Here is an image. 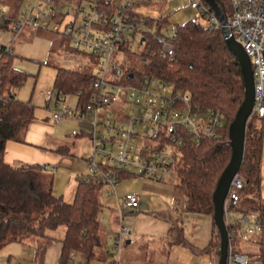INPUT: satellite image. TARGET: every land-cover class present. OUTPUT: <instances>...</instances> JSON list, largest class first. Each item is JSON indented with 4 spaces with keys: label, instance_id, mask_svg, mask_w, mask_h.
I'll return each mask as SVG.
<instances>
[{
    "label": "trees",
    "instance_id": "obj_1",
    "mask_svg": "<svg viewBox=\"0 0 264 264\" xmlns=\"http://www.w3.org/2000/svg\"><path fill=\"white\" fill-rule=\"evenodd\" d=\"M21 1L14 0L17 7ZM60 1L52 0L49 6L52 13L57 12ZM80 1L76 0V3ZM119 1L93 2L109 17L117 11ZM214 1L226 17L231 11L229 1ZM127 12L131 16H143L148 24L156 27L155 31L143 34L144 45L139 55L144 64L140 69H133L135 75L158 77L176 90L188 91L192 103L202 108L219 110L224 116L225 124L216 136L197 137L180 128L182 142L174 148L172 154L174 175L177 178L175 188L184 199V210L212 216V193L231 154L228 125L244 98L245 87L239 61L228 49L221 30L210 29L197 18L176 24L174 57L172 60L161 58L158 55L161 43L157 37L161 29L168 26L167 16L142 15L135 11L133 2ZM7 16H0V30L7 29L10 21L16 18L13 14ZM14 57L11 49L0 43V248L10 241L45 239V243L37 248L42 254L46 243L53 239L49 232L61 226L64 234L60 239L62 246L58 263L68 264L72 258L71 253L85 254L87 262L99 259L96 249L102 245L98 219L102 203L98 191L103 182L80 177L72 199L68 201L62 195L53 193L52 178L44 174L42 165L15 164L4 159L6 143L9 140H20L34 118V104L31 100H21L16 96V89L28 73L13 66ZM53 65L56 68L54 88L65 95H77L76 105H85L94 90L92 83L96 76L92 66L69 68ZM263 121L264 116L252 114L246 122L243 158L238 170L246 185L259 178ZM71 135L78 138L90 136V132L86 134L85 131H79ZM56 151L71 154L69 145H60ZM115 169L117 180L131 174L126 169ZM254 187L250 186L252 192ZM236 210L264 222V200L259 195L244 198ZM226 228L228 232L232 231L231 226ZM233 231L235 233L234 225ZM214 236L216 240H213ZM257 238L258 251L245 253L263 262L264 232ZM175 241L191 246L183 236L176 237ZM237 243L238 237L234 235V251L243 252ZM200 251L213 253L218 260L219 233L214 223L209 240Z\"/></svg>",
    "mask_w": 264,
    "mask_h": 264
},
{
    "label": "built area",
    "instance_id": "obj_2",
    "mask_svg": "<svg viewBox=\"0 0 264 264\" xmlns=\"http://www.w3.org/2000/svg\"><path fill=\"white\" fill-rule=\"evenodd\" d=\"M81 1L73 3L74 17L60 28L57 23L48 26L45 10L52 0H30L20 16L10 21L8 29L14 36L26 26L52 31L67 38L73 48L83 50L95 59L94 90L85 105L71 107L65 104V94L56 88L41 91L47 102H54L51 110L53 119L73 117L87 121L91 126L89 137L93 144V155L87 158L91 172L82 176L85 180L107 183L109 190L106 193L112 194L113 190L115 194V168L128 170L132 167L148 179L166 182L168 176L174 174L172 154L182 142L180 128L197 137L216 136L225 124L224 116L219 110L192 103L188 91L176 90L158 77L146 74L137 77L133 69L138 68L123 62L125 54L132 52L136 42L141 51L144 32H153L156 28L154 24H148L143 16H131L127 12L130 0H120L117 11L109 17L93 1L88 9ZM228 1L231 11L226 17L223 15L224 20L203 0H190V5L197 10L203 20L201 22L208 28H225L241 43L252 67L254 105L250 115L264 116V0ZM65 12H69L68 7ZM7 15L0 6V16L8 18ZM175 35V26L161 29L157 37L161 43L158 50L161 58L172 60L174 57ZM153 85L156 87L153 88ZM159 86H171L170 93L163 94ZM111 105L115 107L111 108ZM99 127L103 130L99 131ZM108 142L117 144L119 151L114 153L108 147ZM98 155L104 162H96L94 157ZM101 166L106 168L102 169ZM97 169L101 173H97ZM115 197L121 212L123 207L134 210L138 205L135 192H127L121 198L115 194ZM247 197L252 195L246 191V183L237 173L231 180L223 206L226 227L229 225L232 230L227 231L226 264H263L260 258H250L245 252L234 251V235L248 240L253 234L264 232V222L258 217L245 212L236 216L232 214ZM130 232V226L125 223L114 232L112 241L117 257L108 264H124L119 253Z\"/></svg>",
    "mask_w": 264,
    "mask_h": 264
},
{
    "label": "crops",
    "instance_id": "obj_3",
    "mask_svg": "<svg viewBox=\"0 0 264 264\" xmlns=\"http://www.w3.org/2000/svg\"><path fill=\"white\" fill-rule=\"evenodd\" d=\"M68 1L72 4L76 3V0ZM7 7L6 12L15 15V17L20 16L24 8H21L20 5L16 9L11 8L10 5ZM61 7L57 6V12L55 13L50 11L49 17L45 10L48 26H50L51 19L58 21L63 17L64 13ZM3 8L5 9L4 6ZM35 39L43 44L42 48L38 51L33 48L32 43ZM0 43L8 46L15 54L12 62L13 66L31 74L34 72L38 73L42 64L54 68L53 77L56 72L53 64L69 68H80L89 66L90 61L93 59L91 62H94V67L96 65L95 59L83 50L72 47L69 50H64V43L66 45L69 43L67 38L45 29L28 26L15 36L8 28L2 29L0 30ZM27 61H33L34 63H28ZM19 89L20 87L16 89V96L21 99L19 97ZM75 96L76 105L77 95ZM39 98L42 99L44 108L50 111V113L45 115V117L39 116L38 113V116H34L20 140H9L6 143L4 159L9 163L15 164L42 165L44 174L52 178L53 193L56 195L60 194L65 200L69 201L72 199L80 175L71 171L72 177L66 180L63 189L60 190L58 185L60 173L58 171L61 169L68 171V168L72 166L74 161L80 157L84 158L77 149L79 147L78 142L85 136L89 137V135L74 138L71 134L79 131H85L86 134L89 133L90 131L84 129L85 123L88 122L80 121L73 117L55 120L51 116V101L47 102L40 95L33 97L32 102L37 104L40 101ZM65 101L64 99V103ZM110 107L114 108L115 106L111 105ZM60 145H69L71 154L57 152L56 148ZM136 175L141 176L142 180L141 188L135 189L138 205L134 210L123 207V211L121 212L118 208L117 198L113 201L110 198H104V195H111L106 193L109 188L106 189L105 193L98 194V198L102 203V208L98 214L102 245L96 249V253L100 258L87 262L85 254L76 253L68 264H95V262L108 264L112 260L106 255L108 245L112 241L114 232L122 223L131 228L129 236L124 240V245L127 246L121 247L119 253V258L124 264H136V259L130 253L129 247L131 245L136 246V252L138 251V247H144L147 254L160 252L165 246L168 247L164 254H162V259L158 260L161 264H167L171 244H180L175 241L178 236H183L191 244L192 247L190 245L189 247L194 253L202 252L200 249L206 245L211 234L213 225L212 216L206 213L185 211L182 207V205L184 206V199L175 188L177 181L172 183L168 177L166 182H159L148 179L139 173ZM252 185L255 186L252 189L253 192L264 200V121L259 178L257 181L254 180L251 184L246 185V191L249 193L252 192L250 190V186ZM118 198L120 197L118 196ZM239 213L238 210H235L232 214L236 216ZM102 221L106 224V227L101 224ZM63 234L64 228L61 226L49 232V235L53 239L46 243L42 254L38 252L37 248L43 242L45 243V239L29 238L24 241L7 242L0 248V264H57L62 246L60 239ZM251 238L252 236L247 241L238 238L237 245L243 249V252H246L245 248H251ZM208 254L211 257L210 264H216L214 254Z\"/></svg>",
    "mask_w": 264,
    "mask_h": 264
},
{
    "label": "rangeland",
    "instance_id": "obj_4",
    "mask_svg": "<svg viewBox=\"0 0 264 264\" xmlns=\"http://www.w3.org/2000/svg\"><path fill=\"white\" fill-rule=\"evenodd\" d=\"M30 0H22L20 3V7L23 8L27 2ZM91 1L95 0H83L81 1L82 4H85L86 8H89V3ZM134 4V9L136 12H139L142 15H150L154 17H158L159 15L161 16H167L168 18V26H176V24H181L187 21L188 19L191 18H197L200 21H203L201 17L198 15V12L196 9L191 7L190 5V0H130ZM4 3V4H2ZM0 5L5 7V11L8 9V5L11 6V8H17L14 0H0ZM59 7L65 12L66 8H69V12H65L63 14V17L60 20H55L51 19L50 20V26H53L54 24H58L60 28L64 26V24L68 21L71 20L74 17L75 14V5H73L71 2L68 0H61L59 2ZM47 16L49 17L50 15V9L46 8ZM8 14V13H7ZM10 15V14H9ZM26 26L25 28H27ZM33 48L34 50L38 51L40 48H42L41 42L38 40L33 41ZM138 42H136V45L132 52L125 54L123 62L126 65H133L134 67L141 68L143 66V62L140 59L139 55V50L140 48L138 47ZM72 46L68 43H64L63 49L64 50H69ZM73 48V47H72ZM88 58L89 56L86 55ZM93 60V59H92ZM91 60V61H92ZM89 66H92V69L94 70V62H91ZM28 63H34L33 61H27ZM37 68V67H36ZM28 73V76L24 80V82L21 84L20 89H19V97H21L22 100L28 101L29 99L32 102V98L35 96H40L41 91H45L46 89L49 88H54L53 86V80H54V68L52 66L42 64L40 65L39 72H26ZM153 88L156 87V85L152 86ZM160 91H162L163 94H168L171 91V86L168 87H163L159 86ZM42 97V95H41ZM40 101L37 102V104H34V116H39L41 115L42 117H45V115H48L50 111H48L46 108H44V104L41 98H39ZM65 104L74 106L75 101H76V96L75 94H68L65 97ZM67 102V103H66ZM53 100L50 103V110L53 109ZM90 116H88L87 119H89ZM87 131H91V127L89 126L88 123H85V128ZM99 131L103 130L101 127L98 129ZM79 147H77L79 153L84 157H80L74 163L72 166L68 168V171H65L64 169H61L58 171L59 174V189L62 190L65 182L67 179L72 177V172L74 171L80 175V177L85 176L90 174L91 169L89 166V162L87 160L88 157L93 155V144L91 137H83L81 140L78 142ZM108 147L113 150L114 153H117L119 151V147L117 144H110L109 142L107 143ZM76 148V146H75ZM96 162L102 161L101 156H95L94 157ZM104 162V161H102ZM106 166H102V169H105ZM82 172V174H81ZM128 172L131 173L128 176H125L119 180L114 185L115 188V194L119 196L120 198L127 192H136L135 189H140L141 188V176L136 175L138 172L130 167L128 169ZM97 173H101L100 169H97ZM133 173V174H132ZM169 180L172 183H175L177 181L176 176L169 175ZM109 188L107 183H104L101 188L98 191V194H103V192H106V189ZM112 190V189H111ZM138 191V190H137ZM114 191L112 190L111 195H104V198H110V200H116L115 198ZM252 196H256L255 192H251ZM103 198V199H104ZM149 207V206H148ZM183 207V205H182ZM101 224L106 227V224L102 221ZM262 233H256L252 235L251 238V244H250V249L245 248L246 252H257L258 251V244H257V236H259ZM215 235V234H214ZM213 240H216V236L213 237ZM247 241V240H243ZM254 244V248H253ZM108 249L106 251V255L108 258L114 259L117 257V252L116 250L113 249V241L110 242L108 245ZM127 245H124V242L122 244V248L126 247ZM130 248V253L133 255V257L136 259V264H161L160 261L162 258V254L167 250L168 247H164L160 250V252H151L150 254H147V251L144 249V247L137 248L138 251L136 252V246L131 245ZM253 248V249H252ZM243 250V249H242ZM210 255L207 252H200V253H194L191 248L188 245H181V244H171V250L169 253L168 261L167 264H210ZM215 262H216V257ZM217 264V262H216ZM264 264V261H263Z\"/></svg>",
    "mask_w": 264,
    "mask_h": 264
},
{
    "label": "water",
    "instance_id": "obj_5",
    "mask_svg": "<svg viewBox=\"0 0 264 264\" xmlns=\"http://www.w3.org/2000/svg\"><path fill=\"white\" fill-rule=\"evenodd\" d=\"M204 1L212 7L215 13H217V15L222 20H224V16L214 0ZM221 32L223 33L228 49L236 55L239 61L245 87L244 98L237 108L233 119L228 125V138L231 147L230 158L226 166L221 171L212 193V219L219 233V257L217 264H226L228 233L223 217V206L231 180L233 176L238 173L242 162L245 140V126L254 105V88L250 57L245 53L241 43L237 41L232 34L228 33L225 28H222Z\"/></svg>",
    "mask_w": 264,
    "mask_h": 264
}]
</instances>
